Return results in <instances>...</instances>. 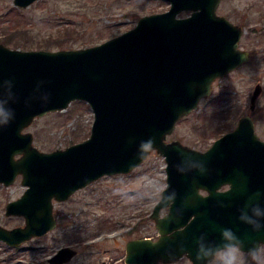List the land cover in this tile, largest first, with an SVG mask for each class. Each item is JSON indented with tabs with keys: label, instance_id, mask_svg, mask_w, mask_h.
I'll use <instances>...</instances> for the list:
<instances>
[{
	"label": "water",
	"instance_id": "water-1",
	"mask_svg": "<svg viewBox=\"0 0 264 264\" xmlns=\"http://www.w3.org/2000/svg\"><path fill=\"white\" fill-rule=\"evenodd\" d=\"M12 1L26 7L35 0ZM167 1V10L144 14L133 27L90 46L20 49L0 42V182L9 185L21 174L26 185L5 205V214L22 215L24 225H0L1 240L16 246L54 228V200L104 174L130 171L150 152L140 150L141 141L151 138L166 161V185L150 214L158 236L127 240L126 264L184 255L192 264H208L209 250L226 243L248 253L264 244V139L252 116H240L204 150L166 139L211 92L215 78L248 59L238 47L242 28L217 13L220 0ZM181 10L190 13L178 16ZM260 91L256 84L251 107ZM75 99L93 111L89 136L38 149L24 128ZM76 252L60 246L48 262L63 264Z\"/></svg>",
	"mask_w": 264,
	"mask_h": 264
},
{
	"label": "rangeland",
	"instance_id": "rangeland-1",
	"mask_svg": "<svg viewBox=\"0 0 264 264\" xmlns=\"http://www.w3.org/2000/svg\"><path fill=\"white\" fill-rule=\"evenodd\" d=\"M169 4L167 0H35L19 7L12 0H0V42L20 49L90 46L131 28L144 14L168 9ZM216 10L241 26L239 45L250 52L244 64L213 80L211 92L179 118L166 137L201 150L232 129L243 114L253 117L256 132L264 139V0H220ZM189 12L181 10L178 16ZM4 29L21 36L5 43L1 40ZM47 42L49 47H45ZM255 83L261 91L251 107ZM92 121L91 107L84 100H72L64 109L35 117L24 131L32 133L38 149L50 151L87 138ZM165 165L164 156L153 149L130 171L104 174L67 199L54 200L56 226L16 246L0 239V264H49L48 257L64 245L77 252L63 264H100L103 260L126 264L127 240L158 235L150 213L166 185ZM25 188L21 174L9 185L0 182V225H24L22 215L5 214V205ZM165 212L166 207L161 208L160 214ZM260 248L264 250V244ZM241 260L254 264L246 251L241 250ZM208 263L216 264L215 258ZM158 264L191 261L184 255Z\"/></svg>",
	"mask_w": 264,
	"mask_h": 264
},
{
	"label": "clouds",
	"instance_id": "clouds-1",
	"mask_svg": "<svg viewBox=\"0 0 264 264\" xmlns=\"http://www.w3.org/2000/svg\"><path fill=\"white\" fill-rule=\"evenodd\" d=\"M154 141L149 138L146 141H141L139 148L145 154L153 150ZM227 236V233H224ZM254 264H264V250L260 247L249 250ZM208 258H215L216 264H242L240 246L233 243H226L223 247L209 250Z\"/></svg>",
	"mask_w": 264,
	"mask_h": 264
},
{
	"label": "trees",
	"instance_id": "trees-1",
	"mask_svg": "<svg viewBox=\"0 0 264 264\" xmlns=\"http://www.w3.org/2000/svg\"><path fill=\"white\" fill-rule=\"evenodd\" d=\"M19 36H21L19 34L18 31H13V30H7V29H4L3 31V35L1 37V40H3L5 43H9L8 41L9 40H12V38H18ZM8 40V41H7ZM46 41H49V40H46ZM51 42V41H50ZM49 42H47L46 46L45 47H49ZM24 46H26L25 44H23ZM42 46V45H41Z\"/></svg>",
	"mask_w": 264,
	"mask_h": 264
},
{
	"label": "flooded vegetation",
	"instance_id": "flooded-vegetation-1",
	"mask_svg": "<svg viewBox=\"0 0 264 264\" xmlns=\"http://www.w3.org/2000/svg\"><path fill=\"white\" fill-rule=\"evenodd\" d=\"M241 36H242V34H241ZM240 39H241V37H240ZM240 39H239V41H238V47H240V45H239V42H240ZM240 48H242V47H240ZM242 49H245V48H242ZM245 50H247V51H249L248 49H245ZM250 52V51H249ZM245 62H243V63H241L240 65H242V64H244ZM240 65H238L236 68H238ZM235 68V69H236ZM258 83V82H257ZM257 83H255V85L257 84ZM255 85H254V87H255ZM253 118V117H252ZM254 120V119H253ZM255 121V120H254ZM255 123V122H254ZM263 139V138H262ZM210 146V145H209ZM208 146V147H209ZM226 186H222L221 188H225ZM200 192L201 193H203V194H205V193H207L204 189H200ZM156 203V202H155ZM155 205V204H154ZM154 205H153V207H154ZM153 207H152V209H153ZM168 206H166V211L168 210ZM151 212H152V210H151ZM151 214V213H150ZM164 214V213H163ZM151 217V216H150ZM160 263H162V262H160ZM103 264H105L104 262H103ZM209 264V263H208Z\"/></svg>",
	"mask_w": 264,
	"mask_h": 264
}]
</instances>
